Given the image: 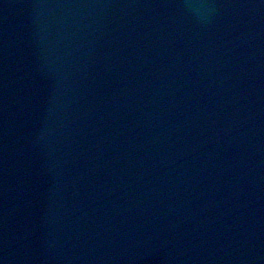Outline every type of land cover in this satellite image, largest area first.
<instances>
[{"label":"water","instance_id":"water-1","mask_svg":"<svg viewBox=\"0 0 264 264\" xmlns=\"http://www.w3.org/2000/svg\"><path fill=\"white\" fill-rule=\"evenodd\" d=\"M0 264H264V0H0Z\"/></svg>","mask_w":264,"mask_h":264},{"label":"clouds","instance_id":"clouds-1","mask_svg":"<svg viewBox=\"0 0 264 264\" xmlns=\"http://www.w3.org/2000/svg\"><path fill=\"white\" fill-rule=\"evenodd\" d=\"M189 8L193 13H199L200 9L207 7L205 4H198V3H189L185 5Z\"/></svg>","mask_w":264,"mask_h":264}]
</instances>
